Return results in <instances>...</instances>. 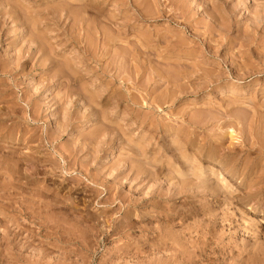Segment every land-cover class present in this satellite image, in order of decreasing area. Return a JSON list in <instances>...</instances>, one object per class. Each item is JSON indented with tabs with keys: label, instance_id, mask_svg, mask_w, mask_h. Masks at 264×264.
Here are the masks:
<instances>
[{
	"label": "rangeland",
	"instance_id": "374dc122",
	"mask_svg": "<svg viewBox=\"0 0 264 264\" xmlns=\"http://www.w3.org/2000/svg\"><path fill=\"white\" fill-rule=\"evenodd\" d=\"M0 124L2 264H264V0H0Z\"/></svg>",
	"mask_w": 264,
	"mask_h": 264
},
{
	"label": "bare ground",
	"instance_id": "6f19581e",
	"mask_svg": "<svg viewBox=\"0 0 264 264\" xmlns=\"http://www.w3.org/2000/svg\"><path fill=\"white\" fill-rule=\"evenodd\" d=\"M112 2V1H111ZM102 3V2H101ZM184 3V2H183ZM182 3V4H183ZM70 6H72V5H70ZM134 6V5H133ZM161 10V9H160ZM186 10H188V11H190L189 9H186ZM159 11V10H158ZM165 11V10H164ZM164 11L162 12V11H160V13L162 12V13H164ZM187 11V12H188ZM179 12V11H178ZM186 12V11H185ZM186 12V13H187ZM159 13V15H158V17L161 15ZM182 13H184V12H182ZM165 14V13H164ZM170 15H172V14H170ZM183 15V14H182ZM189 14H187V16H188ZM143 18H145L146 19V17H145V13H143L142 15H141ZM166 16V15H165ZM140 17V16H139ZM163 17V16H162ZM167 18H168V15L166 16ZM189 17V16H188ZM188 17H186V14L185 15H183V19H185V21H186V18L188 19ZM161 18V17H160ZM157 19V18H156ZM130 20V19H129ZM190 19H188V21H189ZM213 20V19H212ZM258 20V19H257ZM188 21H186V22H188ZM114 23V22H113ZM191 23V22H190ZM187 24V23H186ZM188 24H189V22H188ZM192 24V23H191ZM190 25V24H189ZM194 35H196V34H194ZM133 36V35H132ZM198 36V35H197ZM196 36V37H197ZM165 38V37H164ZM184 39V38H183ZM187 40V39H186ZM140 41V40H139ZM157 42V41H156ZM160 43H161V41H160ZM150 44V43H149ZM168 44V43H167ZM171 45V44H170ZM144 46V45H143ZM157 46H159L158 44H157ZM156 47V46H155ZM186 47V46H185ZM43 48V47H42ZM170 48V47H169ZM186 49V48H185ZM144 51V50H143ZM35 53H36V51H35ZM171 54V53H170ZM171 56V55H170ZM31 57V56H30ZM188 61V60H187ZM255 61V60H254ZM42 63V62H41ZM175 64V63H174ZM182 65V64H181ZM172 67V66H171ZM53 68V67H52ZM174 68H175V66H174ZM148 69V68H147ZM204 69V68H203ZM53 69H49L48 71L49 72H51ZM199 71V70H198ZM159 75V74H158ZM187 76V75H186ZM163 77H165V76H163ZM163 77H162V79H163ZM187 78V77H186ZM191 78V77H190ZM190 78H188V79H190ZM196 78V77H195ZM180 79V78H179ZM187 79V80H188ZM165 81H167V80H165ZM170 83H171V81L170 80H168ZM190 82V81H189ZM170 83H168V84H170ZM212 83V82H211ZM172 84V83H171ZM197 84V83H196ZM160 86V85H159ZM181 87V86H180ZM189 87V86H188ZM197 87V86H196ZM199 87V86H198ZM211 87V86H210ZM179 88V87H178ZM182 89V88H181ZM198 89H200V88H198ZM206 89V88H205ZM187 92L185 89H182V92ZM188 90V89H187ZM151 91H153V90H151ZM150 91V92H151ZM177 92V91H176ZM180 92H181V90H180ZM172 95V94H171ZM130 97H131V95H130ZM152 97V96H151ZM153 100V99H152ZM29 103V102H28ZM36 106V105H35ZM37 107V106H36ZM137 113V112H136ZM255 116H256V114H255ZM34 120V119H33ZM35 121H36V119H35ZM144 121V120H143ZM58 123V122H57ZM191 123V122H190ZM3 124V123H2ZM1 125V124H0ZM23 135V134H22ZM9 137V136H8ZM22 138V137H21ZM28 139V138H27ZM31 139V138H30ZM190 139V138H189ZM52 140V139H51ZM37 144V143H36ZM34 145V144H33ZM93 146V145H92ZM211 146V145H210ZM217 146V147H216ZM209 147V146H208ZM207 147V149H205L206 148V146L204 145L202 148H199V149H197V150H195L194 152L197 154V155H202L201 154V152H204V159L205 160H208L209 162H210V165L211 166H213V169L211 170V176L213 177V176H215L216 175V171L217 170H214L215 169V166L216 167H218V172L220 171V176L224 173V172H228V173H230V174H232L233 176H236L237 175V172H239V167H238V161L239 160H237V159H239L238 157H237V159L235 160V158H232L231 156H229V155H221V156H219V148L221 147V146H218V145H214V146H211L210 147V149ZM219 147V148H218ZM235 147V146H234ZM203 149H205V150H203ZM233 150V149H232ZM221 152V151H220ZM63 154H65V153H63ZM241 154V153H240ZM26 156V155H25ZM74 156V155H73ZM186 156H187V154H186ZM40 157V156H39ZM198 158V157H197ZM200 158V157H199ZM26 159V158H25ZM200 161V160H199ZM203 161V160H202ZM19 162H21V161H19ZM25 162H28V159L25 161ZM32 162V161H31ZM17 161L15 162V163H13V164H15V165H17ZM43 163V162H42ZM28 164V163H27ZM197 164L198 165H200V162H197ZM15 165L13 166V167H15ZM24 165V164H23ZM18 166H19V164H18ZM35 166V165H34ZM261 166V165H260ZM243 168V167H242ZM10 169H13V170H15L16 169V167L15 168H10ZM246 169H248V171H250L249 170V167H247L246 165H245V168H244V170H246ZM67 170V169H66ZM188 170V169H187ZM16 171V170H15ZM189 171H191V170H188V172ZM247 171V170H246ZM10 172H13L12 174H15V176H16V174L17 173H15L14 171H10ZM187 172V171H186ZM196 172V171H195ZM20 173V172H19ZM239 173H243V172H239ZM238 173V174H239ZM249 173V172H248ZM251 173V172H250ZM249 173V174H250ZM198 174H199V179L200 178H202L203 177V175L205 174V172H204V170L202 169V168H200L199 170H198ZM249 174H246L245 175V173H244V178H243V181L245 180V178H247L246 176H251V174L249 175ZM20 175H21V173H20ZM12 177H14V175L12 176ZM241 177H243V175L241 176ZM222 178V177H221ZM212 180V179H211ZM199 181V180H198ZM227 181V180H226ZM216 184H217V182H216ZM172 185V184H171ZM188 184L187 183H183V184H181L180 185V187L179 188H177L176 189V195L177 194H181L182 192H184L182 189H186L185 188V186H187ZM251 185V184H250ZM15 186V185H14ZM196 186V188L197 189H202L203 191H205V190H208L209 192H212L213 190V188H212V183L209 181V180H204V179H201V183H198V184H196L195 185ZM224 189V188H223ZM254 189V188H253ZM239 190V189H238ZM201 191V190H200ZM242 192V191H241ZM42 194V193H41ZM242 194V193H241ZM251 195V194H250ZM178 196V195H177ZM210 196H214V198H216L215 196H217L216 194H210ZM246 196V195H245ZM257 196V195H256ZM260 196V195H259ZM16 197V196H15ZM207 198V197H206ZM230 198V197H229ZM203 199V198H202ZM208 200V199H207ZM237 201L239 200V199H236ZM248 200V199H247ZM217 202H218V200H216ZM231 201V200H230ZM212 202V201H211ZM233 202V201H232ZM230 203V204H233V203ZM253 202V201H252ZM138 203V202H137ZM136 202H134V205L135 206H138V204H137ZM28 204V203H27ZM223 205V204H222ZM21 206V205H20ZM212 206V205H211ZM245 206H247V205H245ZM250 206H251V204H250ZM129 207V206H128ZM204 207V206H203ZM259 208V207H258ZM134 209V208H133ZM252 209H253V207H252ZM173 211V210H172ZM171 211V212H172ZM129 212V210H128V208L127 209H125L124 210V214H127ZM167 214H169V213H167ZM175 214V213H174ZM13 215V214H12ZM209 215H211V216H216V211L215 210H209ZM237 215V214H236ZM6 217V216H5ZM126 217V216H125ZM127 218V217H126ZM248 219V218H247ZM12 220V219H11ZM24 220V219H23ZM32 220V219H31ZM175 220V219H174ZM174 220H172V221H174ZM1 221V220H0ZM160 221V220H159ZM211 221V220H210ZM115 222V221H114ZM157 222V221H156ZM161 222V221H160ZM182 222V221H181ZM213 222V221H212ZM202 223V222H201ZM206 224H204V225H202L201 224V226H200V228L203 230V227H206L205 226ZM114 226H115V224H114ZM13 228V227H12ZM15 229V228H14ZM13 229V230H14ZM23 229V228H22ZM41 229V228H40ZM163 229V228H162ZM4 230V229H3ZM199 230V229H198ZM204 230H206V229H204ZM202 232V231H201ZM206 232V231H205ZM6 235L3 237V240H7L6 238H7V235L9 234L8 232H4ZM200 233V232H199ZM198 233V234H199ZM208 233V232H207ZM210 233V232H209ZM12 234V233H11ZM206 235V234H205ZM207 236V235H206ZM206 236H204V233H203V235L200 237V239L198 240L199 241V244H198V246H197V253L198 254H196L198 257H200V259L202 258V259H204V261H208L209 262V260H210V258H209V253H208V247H210L211 248V246L209 245L208 246V242H207V237ZM162 238V237H161ZM160 241H161V245L162 246H160V245H156V248H159V249H161L162 247H164V248H166V249H168V247L169 248H175V245L177 246V247H179V250H181L182 248L184 249V247L185 246H181L180 244H177L176 242H172V243H167V242H165L164 240H162V239H159ZM206 240V241H205ZM208 240H210V239H208ZM149 241V240H148ZM9 244V243H8ZM88 245V244H87ZM138 245V244H137ZM178 245H180V246H178ZM256 245V244H255ZM72 246V245H71ZM229 246V245H228ZM25 247V246H24ZM69 247V246H68ZM138 247V246H137ZM123 248H125L124 246H123ZM146 248V247H145ZM209 248V249H210ZM163 249V248H162ZM211 249H213V248H211ZM228 249H229V247H219V245H218V248L217 249H213L214 250V252L216 253V251L217 252H220V254H224V251H227L228 252ZM230 249H231V247H230ZM253 249V248H252ZM124 250V249H123ZM210 252H211V250H209ZM234 250H232V252H233ZM184 252H185V250H184ZM195 252V251H194ZM124 254H125V252H124ZM183 255V254H182ZM210 255H212V254H210ZM225 255V254H224ZM197 256H195V255H193L192 253H190V252H188V255L186 256V258L185 259H183V262H182V264H199V263H197V261H196V257ZM197 257V258H198ZM159 258V257H158ZM174 258V257H173ZM178 258V257H177ZM183 258V257H182ZM164 259V258H163ZM212 259V258H211ZM16 262H15V264H18V263H20V264H23L24 262L23 261H21V260H19V259H17L16 258ZM26 260V259H25ZM159 260V259H158ZM13 261V260H12ZM112 261V260H111ZM167 261V260H166ZM175 261V260H174ZM3 263V259L1 258V255H0V264H2ZM26 262V261H25ZM153 262V261H152ZM164 262V261H163ZM163 262H161V263H163ZM181 262V261H180ZM179 262V263H180ZM14 263V262H13ZM166 262H164V264H165ZM66 264V263H65ZM169 264V263H168ZM181 264V263H180ZM216 264V263H215Z\"/></svg>",
	"mask_w": 264,
	"mask_h": 264
}]
</instances>
